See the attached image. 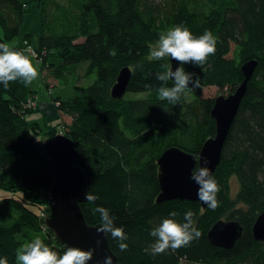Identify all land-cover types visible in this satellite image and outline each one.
Here are the masks:
<instances>
[{"label":"trees","instance_id":"trees-1","mask_svg":"<svg viewBox=\"0 0 264 264\" xmlns=\"http://www.w3.org/2000/svg\"><path fill=\"white\" fill-rule=\"evenodd\" d=\"M33 3L41 9L39 46L32 45L31 34L27 33L23 45L13 48L31 47L36 54L32 58L36 60L37 56L42 72L49 68L66 83L80 63L87 64L84 76L97 72L94 83L83 87L79 95L66 99L53 95L52 101L59 116L64 113L74 118L66 135L75 143L76 164L85 170L89 191L99 197L82 203L88 223L101 222L95 209L103 205L128 236V248L121 252L117 240L108 235L119 261L264 264V241L253 235V225L264 212V0H76L68 8L55 0H0L4 31L0 43L19 35ZM177 24L197 36L210 30L218 37L216 54L202 68L184 65L186 71L200 78L201 87L216 85L234 92L245 78L242 65L252 59L258 62L214 174L220 187L215 209H204L197 201H156L160 192L157 160L162 149L158 150L155 131L175 127L178 139H168L165 147L178 146L197 156L202 145L193 149L188 145L189 135L184 137L186 132L179 129L182 124L196 119L202 141L216 132L210 113L214 99L191 104L180 100L172 105L159 98L161 82L156 74L166 71L168 62L171 67L170 57L169 61L147 58L160 33ZM57 54L59 64L50 62ZM126 66H133L127 92L155 94L131 105L123 98H113L112 87ZM35 96L32 84L25 86L19 80L10 82L7 88L0 84V188L8 191L0 200V258L6 257L9 264H16V251L32 240L30 233L44 232L40 237L45 243L61 254L64 251L56 234L44 228L47 215L42 219L37 210L42 193L51 191L54 169L43 141L38 139L40 125L28 120L40 108L27 106L28 99ZM126 111L135 118L152 121V128L140 135L138 148L129 135L140 131L122 121ZM56 132L48 135L54 137ZM152 142L156 143L154 151L149 149ZM233 176L239 182L235 196L230 192ZM189 209L195 213L202 236L175 251L146 254L144 249L155 240L150 235L153 227L173 211L183 222ZM225 216L243 226L242 235L229 249L212 245L208 238L211 226Z\"/></svg>","mask_w":264,"mask_h":264},{"label":"water","instance_id":"water-1","mask_svg":"<svg viewBox=\"0 0 264 264\" xmlns=\"http://www.w3.org/2000/svg\"><path fill=\"white\" fill-rule=\"evenodd\" d=\"M171 68L178 67L170 57ZM257 60H249L242 65L243 82L237 89L227 95L214 99L211 116L215 120L216 132L207 138L197 155L178 146L166 148L158 157V182L160 192L157 203L172 200L197 201L202 207H208L197 197L198 185L191 179L194 170L205 164L214 175L221 164L222 152L228 135L237 117L242 100L246 94L248 82L253 76ZM133 71L129 66L121 69L112 87L113 98H122L127 90ZM43 148L51 159L54 169V181L51 187L53 204L46 218L47 227L53 231L64 245L83 249L95 248L93 259L89 264H104L108 255L113 257V264H122L118 255L110 246L109 237L97 231L101 222L89 224L82 203L85 192L89 191L85 170L76 164L77 149L71 137L58 133L54 138L43 141ZM243 226L236 220L221 219L210 228L208 238L212 245L229 249L242 235ZM256 240L264 241V212L258 216L253 225ZM102 241V243H97Z\"/></svg>","mask_w":264,"mask_h":264},{"label":"clouds","instance_id":"clouds-1","mask_svg":"<svg viewBox=\"0 0 264 264\" xmlns=\"http://www.w3.org/2000/svg\"><path fill=\"white\" fill-rule=\"evenodd\" d=\"M217 42L218 37L210 30H205L203 34L197 36L189 28L179 24L160 33L155 46H150L148 59L160 61L165 57H171L179 66L173 69L165 65L167 70L156 74V79L161 82L158 88L159 98L177 105L188 91L200 88L202 86L200 78L195 72L186 71L184 65L191 64L202 68L208 62V58L216 54ZM33 56L35 53L31 47L17 50L7 43H0V84L7 88L10 82L19 80L25 86H30L40 76L39 70L31 59ZM169 81H172V86H168ZM191 179L198 185L196 193L198 199L211 209L217 208L219 206L217 194L220 187L209 167L205 164L194 170ZM98 199L99 197L92 192H85V200ZM95 211L101 217V224L97 231L110 235L112 239L117 240L119 250L126 251L128 244L125 241L128 236L124 228L116 225V218L103 205H98ZM176 216L177 213L173 211L153 227L150 235L155 240L144 249L146 254L156 256L169 249L175 251L181 247L190 246L194 240L202 236L196 226L195 213L191 209L184 213L183 222L177 220ZM94 253L95 248L83 249L68 246L61 254L37 236L17 249L16 264H89ZM0 264H9V261L6 257L0 258ZM97 264L100 262L98 261ZM104 264H113V257L108 255Z\"/></svg>","mask_w":264,"mask_h":264},{"label":"rangeland","instance_id":"rangeland-1","mask_svg":"<svg viewBox=\"0 0 264 264\" xmlns=\"http://www.w3.org/2000/svg\"><path fill=\"white\" fill-rule=\"evenodd\" d=\"M55 1L67 8L70 7L71 4L76 3V0H55ZM27 33L31 34L32 45L34 47H38L39 46V35L41 33V9L37 3H33L29 6L25 14V19L21 25V30H20L19 35H17L12 40H8L7 44H9L11 47H13L14 45L22 46L24 36ZM0 38H4V31L2 29L1 24H0ZM80 40H83V38H81ZM155 44L152 45V47H154ZM165 58H167V60L169 61L168 57H165ZM31 59L34 65L37 67V69L40 72L41 71L40 64H37L34 58L31 57ZM57 59H61V58H58V54L57 56L51 57L50 62L56 61L59 64ZM86 65L87 64L85 62L78 64V68L77 69L75 68V75L69 78L70 81L68 83H66L62 79L61 80L57 79L54 75L50 73L49 68H46L43 73V75L45 74L43 79L46 82L42 79L41 73H40L39 78L33 81L34 82L33 87L37 91L36 96L37 94H39L40 98L39 96L37 97L42 102L39 103L38 105V107H40L39 109H37L38 111L34 110L32 112V115L30 116L31 118L29 117L28 120L31 119L33 121L34 119L35 122H37L40 125L41 130H40V134L38 135L39 140L44 141L47 138H54L58 133L66 134L67 128L73 125L74 118L71 115L64 114V113H60L61 116H59V111L57 107H55L54 102L49 100L47 97L49 96L50 98V95L54 94L57 96H61L65 99L73 98L74 96L79 95V92L83 87H88L91 84H93L94 81L97 79V72H94L90 76H84ZM168 66L170 67V62H168ZM130 68L131 70H133V66H131ZM231 93L233 92H231L228 87L221 88L220 86L209 85V86H204V87L197 88V89H191L190 91L187 92L186 96L181 97V100L185 101V103L187 104H191L199 99H204V98L215 99L216 97L220 95L227 96ZM152 94H155V93L154 92L137 93V92L129 91V92H126V94L123 96V100H125L124 103H126L127 105H131L132 103L138 100H145ZM45 112H46V115L44 114ZM59 118H61V120H59ZM122 121L125 122L126 125L131 126V128L139 129L140 131L139 133H134L132 135H129L130 138L133 141H135L134 146L138 148V145L141 142L140 135L146 132L147 130H149L150 128H152V123H151L152 121L148 119H144V118L142 119L135 118L129 112H127L124 115V117L122 118ZM197 124H198V121L196 119H192L190 121H187L186 123H183L182 126L179 128L180 130L186 132L184 137L189 135L188 145H190L192 149L197 147L198 145L201 146L204 142L201 140V134H202L201 128L199 129V127H197ZM172 127L170 128L163 127L155 131L154 137L155 139H158V143H157V145H159L158 150L162 149L160 152H163L164 149L166 148L165 146H166V143H168L167 142L168 139H172L171 141H173L174 139L175 140L178 139L177 131L176 129H174L175 127L173 128ZM55 129L57 131L55 136L50 137L48 133ZM145 144H142V145L145 146ZM142 145H140V147H142ZM149 146H151V148L148 147L151 151L156 150V149H153L156 146L155 142L150 143ZM238 188H239L238 180L234 176L231 177L230 192L232 193L233 196H235V194L237 193ZM7 192L8 191L0 188V200L2 198H5L8 195ZM39 199H40V203L37 206L38 209L34 207L33 209L38 210V213L40 214V217L42 219L45 214L47 215L46 216L47 218L50 213L51 206L53 204V196H52L51 191L49 190V191H46L45 193H42L41 198ZM203 208L206 209V207H203ZM223 219L226 220L227 217L225 216L223 217ZM44 228L46 229L47 227L45 226ZM27 233H30V232H27ZM30 234L33 239L37 236L40 237L41 235H44L45 233L43 232L41 233V235H35L32 233ZM185 264H202V263H185Z\"/></svg>","mask_w":264,"mask_h":264},{"label":"bare ground","instance_id":"bare-ground-1","mask_svg":"<svg viewBox=\"0 0 264 264\" xmlns=\"http://www.w3.org/2000/svg\"><path fill=\"white\" fill-rule=\"evenodd\" d=\"M34 52V51H33ZM35 53V52H34ZM36 55V54H35ZM36 63L37 64H39V61L37 60V56H36ZM40 73H41V77H42V79H43V76H42V74H43V72H42V70L40 71ZM46 82V81H45ZM34 83V82H33ZM33 83H32V86H33ZM46 85H47V83H46ZM36 91V90H35ZM36 93H37V91H36ZM49 95H50V93H49ZM54 95V94H53ZM53 95H50V100L52 101V97H53ZM123 98V97H122ZM42 101L40 100V99H38V97L37 96H35V97H33V98H30V99H28V104H27V106L28 107H30V108H32V109H36L37 107H38V105H39V103H41ZM62 118V117H61ZM61 118H59V120H61Z\"/></svg>","mask_w":264,"mask_h":264},{"label":"crops","instance_id":"crops-1","mask_svg":"<svg viewBox=\"0 0 264 264\" xmlns=\"http://www.w3.org/2000/svg\"><path fill=\"white\" fill-rule=\"evenodd\" d=\"M33 86H34V83H33ZM33 86H32V88H33V90H35ZM37 96H39V98H40V95H39V94H37ZM54 96H57V95H54ZM39 98H38V99H39ZM47 98L50 100L49 96H48ZM44 114H45V113H44Z\"/></svg>","mask_w":264,"mask_h":264},{"label":"built area","instance_id":"built-area-1","mask_svg":"<svg viewBox=\"0 0 264 264\" xmlns=\"http://www.w3.org/2000/svg\"><path fill=\"white\" fill-rule=\"evenodd\" d=\"M47 227V225H45Z\"/></svg>","mask_w":264,"mask_h":264}]
</instances>
